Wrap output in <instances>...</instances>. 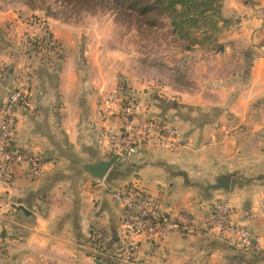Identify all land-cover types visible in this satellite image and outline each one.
Returning a JSON list of instances; mask_svg holds the SVG:
<instances>
[{
    "label": "crops",
    "instance_id": "1",
    "mask_svg": "<svg viewBox=\"0 0 264 264\" xmlns=\"http://www.w3.org/2000/svg\"><path fill=\"white\" fill-rule=\"evenodd\" d=\"M222 17H241L235 37L264 39V0H224ZM50 27L68 56L36 74L32 107L19 112L16 145L53 162L39 178L30 177L25 164L13 167L15 182L0 215V264H105L111 256L123 264L124 212L111 191L127 186L158 197L174 215L206 219L215 201L234 208L237 222L255 211L251 231L264 246V46L252 47L250 73L231 95L190 93V152L150 149L120 158L98 188L100 180L85 167L114 156L102 134L120 123L102 110L118 83L107 68L103 75L91 63L84 71L76 62L79 36L70 26ZM7 54L0 49V61ZM2 65L0 99L11 83ZM84 72H90L86 84ZM222 178H230L229 188L217 186ZM131 264H264V249L251 254L217 238L172 234L144 241Z\"/></svg>",
    "mask_w": 264,
    "mask_h": 264
},
{
    "label": "rangeland",
    "instance_id": "2",
    "mask_svg": "<svg viewBox=\"0 0 264 264\" xmlns=\"http://www.w3.org/2000/svg\"><path fill=\"white\" fill-rule=\"evenodd\" d=\"M0 19V49L8 51L0 63L6 79L11 78L5 96L24 84L32 90L40 70L51 63L50 68L57 67L67 58L50 23L70 26L79 36L76 62L83 70L91 63L90 68L98 67L104 75L107 68L118 83L116 91L126 88L153 115L175 123L188 143L182 153L190 152V93L201 97L234 93L250 73L252 47L264 46V39L256 44L252 37H235L241 17L221 24L202 46L190 47L159 14L151 17L155 24L150 26L134 13L89 0H0ZM48 36L57 46H50ZM84 73L86 84L90 72ZM108 259L105 264H120L116 257Z\"/></svg>",
    "mask_w": 264,
    "mask_h": 264
},
{
    "label": "built area",
    "instance_id": "3",
    "mask_svg": "<svg viewBox=\"0 0 264 264\" xmlns=\"http://www.w3.org/2000/svg\"><path fill=\"white\" fill-rule=\"evenodd\" d=\"M47 42L50 46H57L49 36ZM124 89L120 88L114 96L106 99L102 110L120 123L117 131L106 130L102 134L112 154L125 158L150 149L173 154L186 148L188 143L175 123L166 117L153 115L149 107L140 102V97ZM31 107L32 94L26 84L11 90L0 103V215L3 214L5 195L15 182L13 167L25 164L29 176L39 178L44 174L45 166L53 162L41 153L16 145L19 112ZM102 185L101 181H96L98 188ZM111 198L124 212L121 225L123 264L136 260L144 241L159 242L172 234L188 239L217 238L251 254L264 249L250 227L257 216L255 211H251L244 221L237 222L234 208L215 201L210 205V216L203 220L183 213L169 214L162 209L158 197L135 186L114 189ZM4 240V227L0 223V242Z\"/></svg>",
    "mask_w": 264,
    "mask_h": 264
},
{
    "label": "trees",
    "instance_id": "4",
    "mask_svg": "<svg viewBox=\"0 0 264 264\" xmlns=\"http://www.w3.org/2000/svg\"><path fill=\"white\" fill-rule=\"evenodd\" d=\"M110 4L134 13L154 26L151 17L159 14L170 21L173 34L180 40L193 45L202 46L203 41L212 40L213 33L220 30V25H226L227 20L222 17L224 0H89ZM200 34L201 39L197 37ZM110 262L106 260V263ZM113 264V263H109Z\"/></svg>",
    "mask_w": 264,
    "mask_h": 264
},
{
    "label": "water",
    "instance_id": "5",
    "mask_svg": "<svg viewBox=\"0 0 264 264\" xmlns=\"http://www.w3.org/2000/svg\"><path fill=\"white\" fill-rule=\"evenodd\" d=\"M121 158L120 155H114L109 160L99 161L93 165H87L85 167L86 172L91 175L93 178H96L100 181L104 180L109 172V170L114 166V164ZM220 188H229L230 187V178L220 179L219 185ZM21 210L24 214L30 215L31 212L24 206L21 207Z\"/></svg>",
    "mask_w": 264,
    "mask_h": 264
}]
</instances>
